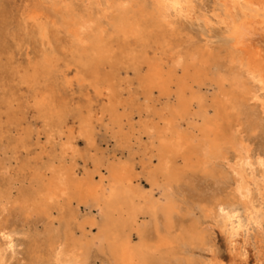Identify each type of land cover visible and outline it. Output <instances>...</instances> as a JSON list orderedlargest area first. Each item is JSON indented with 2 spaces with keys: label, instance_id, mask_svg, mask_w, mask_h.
Segmentation results:
<instances>
[{
  "label": "bare ground",
  "instance_id": "6f19581e",
  "mask_svg": "<svg viewBox=\"0 0 264 264\" xmlns=\"http://www.w3.org/2000/svg\"><path fill=\"white\" fill-rule=\"evenodd\" d=\"M176 2L183 7H172ZM14 5L0 0V106L7 127L25 119L24 86L49 139L67 116L82 119L70 105L72 78L57 73L58 60L74 68L82 94L92 89L93 98L111 99L106 111L121 129L118 106L132 73L144 91L139 114L146 119L137 129L133 118L128 122L140 150L154 154L137 172L128 145L125 161L96 156L95 170L79 177L77 151L70 167L65 162L75 149L71 136L59 143L57 166H44L50 177L34 174L15 197L13 183L1 181L0 264H264V0ZM24 47L33 56L18 63L15 54ZM5 76L12 78L8 85ZM155 92L164 100L159 108ZM92 101L78 109L91 110ZM89 118L80 120L79 137L90 145ZM30 136L9 138L11 151L26 148ZM197 182L212 188L202 218L193 208ZM185 215L189 227L181 223ZM215 233L226 257L215 247Z\"/></svg>",
  "mask_w": 264,
  "mask_h": 264
},
{
  "label": "rangeland",
  "instance_id": "374dc122",
  "mask_svg": "<svg viewBox=\"0 0 264 264\" xmlns=\"http://www.w3.org/2000/svg\"><path fill=\"white\" fill-rule=\"evenodd\" d=\"M13 2L15 3L14 8L15 6L24 7L28 4L29 0H13ZM27 53L29 56H33V52L26 47L17 51L15 54L16 61L24 64V62L27 61ZM54 55L59 56L60 53L53 52V56ZM56 63L58 74H61V72L66 70L69 78H72L71 94L69 97L71 102L70 105L80 112L82 119L86 117L88 119L91 116L90 118L94 125L93 141L92 144L89 145L84 138L79 137L82 130L80 122L82 119L75 118L71 115L67 116L65 122L57 129L59 131L61 128L60 136L57 134L58 136L49 139L46 130L44 129L46 123L44 118L28 104L30 103L31 98H29L30 95L25 86L20 87L19 93L24 102L22 108L24 112L23 116L25 117L20 127H7L6 116L4 114L5 108L0 106L2 112L0 121V162L4 164V166H0V182L11 181V183H13L12 194L14 197L18 194L20 189L28 188L32 185L31 179L34 174L36 175L39 172L40 175L44 173L47 177L51 176V173L47 171L44 166L50 162H54L55 166H57L58 159L62 153L59 143L66 142L67 138L71 136L74 137L73 144L75 149L74 151H68L65 162L66 166L70 167L72 163V154L77 151L75 161L76 171L79 177L83 176L86 171L92 172L95 170L92 159L96 156H105L110 162L114 163L125 161L130 154L129 150L126 149V146L128 145H130V148L134 149L135 153L130 164L135 166L137 172L142 171L147 159L154 154L152 149H148L145 152L140 150L141 148L136 145L135 140L139 134L136 130L134 131L133 128L130 127L128 122V117L133 118L131 123L137 129L140 128L141 122H144L146 119L145 113H142V116L139 114V109L143 108L145 104L144 91L139 87V84L132 73L127 76V83H125V88L122 92L120 104L118 106L119 115L122 116L123 120V126L120 129L116 124L112 123L113 121L110 113L106 111L107 107H110L112 104L111 99L104 97L103 100L100 101L93 98L94 92L92 89H89L86 94H82L78 82L76 81L74 68H67L63 62L58 60ZM11 80L12 78L10 76H5V83L7 85ZM158 95L157 92L154 93V98L156 100L155 105L157 108L161 107V104L164 102L163 99L161 102L157 101L159 99ZM88 97L93 100L95 99V101H92L91 110L86 109L85 107L78 109ZM55 130V128H52V133H55ZM26 132L31 133L26 148H21L14 154L10 149L11 146L8 145L9 138L18 139L24 137ZM142 139V145L144 146L147 139L145 136H142ZM127 140L129 143H127ZM153 160L154 163H156L155 158H153ZM142 183L144 187L148 188V184L144 177H142ZM197 184L198 189L193 194L194 198L192 197L195 201L193 208L195 209V216L202 218L200 208L208 207L209 204L206 197L211 195L212 188L206 186L207 184L201 185L200 182H197ZM81 212L85 213L84 210ZM55 215L57 214L55 213ZM191 222L190 216H182L181 223L184 227H189ZM94 232L96 231L94 230ZM213 236L217 251L219 254L221 253L220 255L222 257H226L225 241L222 235L215 233ZM25 262V257L22 255L21 263ZM94 264H102V261L94 260Z\"/></svg>",
  "mask_w": 264,
  "mask_h": 264
},
{
  "label": "snow or ice",
  "instance_id": "6c2138e0",
  "mask_svg": "<svg viewBox=\"0 0 264 264\" xmlns=\"http://www.w3.org/2000/svg\"><path fill=\"white\" fill-rule=\"evenodd\" d=\"M172 7H175V8H177V9H181L182 7H183V5H181L180 3H178V2H176V3H173L172 4ZM260 83L262 84V85H264V81H260ZM261 164H262V166H264V161H261ZM221 211L223 212L224 211V209H221ZM7 240H11V237L10 236H6L5 237ZM9 247H12V245L11 244H9Z\"/></svg>",
  "mask_w": 264,
  "mask_h": 264
}]
</instances>
